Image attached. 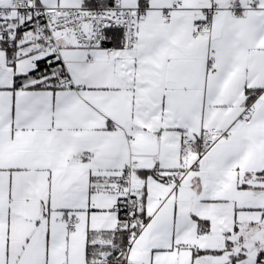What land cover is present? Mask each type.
Here are the masks:
<instances>
[{
	"label": "snow or ice",
	"instance_id": "snow-or-ice-1",
	"mask_svg": "<svg viewBox=\"0 0 264 264\" xmlns=\"http://www.w3.org/2000/svg\"><path fill=\"white\" fill-rule=\"evenodd\" d=\"M0 264H264V0H0Z\"/></svg>",
	"mask_w": 264,
	"mask_h": 264
}]
</instances>
